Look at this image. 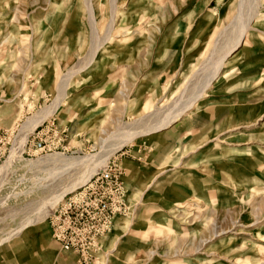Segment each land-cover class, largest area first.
I'll list each match as a JSON object with an SVG mask.
<instances>
[{"label":"rangeland","instance_id":"1","mask_svg":"<svg viewBox=\"0 0 264 264\" xmlns=\"http://www.w3.org/2000/svg\"><path fill=\"white\" fill-rule=\"evenodd\" d=\"M113 1L0 0V264H76L46 214L113 158L130 211L94 264H264V0Z\"/></svg>","mask_w":264,"mask_h":264},{"label":"built area","instance_id":"2","mask_svg":"<svg viewBox=\"0 0 264 264\" xmlns=\"http://www.w3.org/2000/svg\"><path fill=\"white\" fill-rule=\"evenodd\" d=\"M114 160L65 193L46 214L53 239L77 264H94L101 253L100 238L130 211L124 171Z\"/></svg>","mask_w":264,"mask_h":264},{"label":"bare ground","instance_id":"3","mask_svg":"<svg viewBox=\"0 0 264 264\" xmlns=\"http://www.w3.org/2000/svg\"><path fill=\"white\" fill-rule=\"evenodd\" d=\"M115 1V0H114ZM113 1V2H114ZM89 3V2H88ZM253 3H255L254 2V0H253ZM252 3V4H253ZM255 5L253 4V6H251L252 7V9H253V7H254ZM241 8H242V6H240ZM89 10H90V7H89ZM88 10V11H89ZM245 10V9H244ZM248 10V9H247ZM91 11V10H90ZM254 11V10H253ZM245 12V11H244ZM246 14H248V11H246L245 12ZM254 13H256V12H254ZM242 14V13H241ZM255 15V14H254ZM244 16H246V15H244ZM248 16V15H247ZM246 16V17H247ZM251 17H253V16H251ZM112 18V17H111ZM248 18H250V16H248ZM236 22L239 24V29H237V30H239V32H238V34H237V31H236V33L235 34H237L236 35V37H235V39H233V40H231V42L230 43H226L223 47H219V48H217V49H214V55H211L212 56V60L210 61L209 60V63L207 64V63H205V67L204 68H201L202 70V72L200 71V74H201V78H200V80H201V82L198 84V88L195 90V88L188 94V95H190V96H192L191 98H189L188 100V102H187V104L185 105V103H186V101H182L183 103H182V105H181V103H180V107H178L177 106V108L176 109H178V108H180L178 111H175V113L174 112H171L170 113V115L168 114V117H167V119H165L162 123H160V124H163V126L164 125H167L170 121H172V119H173V117L174 116H177L179 113H182L181 111H184L186 108H188V106L191 104V103H193V101L196 99V98H198V96H200L201 95V93L203 92V90H204V88H205V86L207 85V84H209V82L212 80V79H214L215 78V76H216V74H217V72L219 71V69H220V67H221V65L223 64V62H224V58H225V56H226V54L231 50V49H233L238 43H239V41H240V38L242 37V35L244 34V32L246 31V28H248L247 27V25H248V22L247 23H243L241 20H242V17H241V15L240 14H238V16L236 17ZM248 20H250V19H248ZM247 20V18H246V21H248ZM89 22V21H88ZM250 22V21H249ZM93 23H95V22H93V20H92V18H91V25H92V30H93V33H95V27L93 26ZM234 24H235V22H234ZM247 24V25H246ZM237 25V24H236ZM234 27H235V25H233ZM110 28V26L108 27V29ZM237 28H238V26H237ZM234 30V29H233ZM236 30V29H235ZM105 34H107V33H105ZM107 37H108V35H106ZM106 37V38H107ZM228 39V38H227ZM243 39V38H242ZM91 40V39H90ZM92 41H93V49H92V52H91V54L93 55V53H95L97 50H98V47L100 46L99 44H98V41H96V39L95 38H93L92 39ZM204 64V63H203ZM69 74V73H68ZM69 75H71V74H69ZM198 76H199V74H198ZM198 78V77H197ZM199 79V78H198ZM197 79V80H198ZM189 97V96H188ZM179 102V101H178ZM179 105V104H178ZM187 106V107H186ZM49 109V108H48ZM175 109V108H174ZM175 109V110H176ZM47 113V111H45L44 110V113ZM39 113V112H38ZM155 114H156V112H155ZM43 115H45V114H40V115H37V116H35L33 119H32V121H31V123L29 124L30 126H32V127H34V125H36L37 123H39L41 120H43L42 118H43ZM47 115V114H46ZM153 115V114H152ZM164 115V114H163ZM172 115V116H171ZM157 116V115H156ZM165 117V118H166ZM31 120V119H30ZM158 120V119H157ZM151 121V120H150ZM152 122V121H151ZM141 124V123H140ZM160 124H157V125H151V126H146L147 127V129L148 130H145V131H151L152 129H157L158 127V125H160ZM29 125H27V127L29 128ZM163 126H160L161 128L163 127ZM26 127V128H27ZM136 127V126H135ZM141 127V126H140ZM31 128V127H30ZM139 128V127H138ZM61 156V155H60ZM60 157H59V155H57L56 154V156H51V157H48V160L49 161H56V160H58ZM61 160L63 159L64 161H67L69 158H60ZM59 159V160H60ZM84 159H86V158H84ZM59 162V161H58ZM93 162V161H92ZM83 163H84V161H83ZM92 164V163H91ZM85 183V182H84ZM63 190V189H62ZM65 192V191H64ZM63 194V193H62ZM59 195H61V194H58L57 195V193L51 198L52 200L54 199V200H56L58 197H59ZM50 200V199H49ZM53 200V201H54Z\"/></svg>","mask_w":264,"mask_h":264},{"label":"crops","instance_id":"4","mask_svg":"<svg viewBox=\"0 0 264 264\" xmlns=\"http://www.w3.org/2000/svg\"><path fill=\"white\" fill-rule=\"evenodd\" d=\"M124 180H125V185H126V178H125V175H124ZM126 189H127V187H126ZM127 196H128V192H127ZM48 225H49V223H48ZM49 227H50V225H49ZM51 229V228H50ZM59 245V244H58ZM65 253H67V255H69V256H72V258L74 259V255L73 254H71V253H68V252H65ZM74 262H75V259H74ZM76 263V262H75ZM77 264V263H76Z\"/></svg>","mask_w":264,"mask_h":264}]
</instances>
